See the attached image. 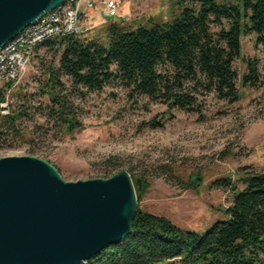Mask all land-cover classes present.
Segmentation results:
<instances>
[{"label":"trees","instance_id":"trees-1","mask_svg":"<svg viewBox=\"0 0 264 264\" xmlns=\"http://www.w3.org/2000/svg\"><path fill=\"white\" fill-rule=\"evenodd\" d=\"M175 1L180 14L172 22L135 29L111 22L106 46L88 40V34L46 43L43 48L51 61L41 62L45 80L37 93L48 98L47 107L39 109L46 125L63 134L81 131L82 110L75 101L110 85L120 86L134 101L143 98L165 105L169 113L199 117L211 94L230 104L239 101L233 65L241 58L243 36L254 35L256 44H264V0ZM257 65L256 60L246 62L243 87L258 85ZM10 87L0 89V144L22 139L18 123L31 121L35 112L28 108L29 97L22 88L18 104H9ZM160 123L152 120L148 125L161 127ZM120 167L106 166L102 178L114 176ZM199 181L183 182L184 189H197ZM240 183L242 190L230 179L216 182L232 192L233 201L224 210L227 219L213 223L204 235L138 207L131 234L85 264H264V173L247 174ZM148 187L142 179L143 193Z\"/></svg>","mask_w":264,"mask_h":264},{"label":"rangeland","instance_id":"rangeland-1","mask_svg":"<svg viewBox=\"0 0 264 264\" xmlns=\"http://www.w3.org/2000/svg\"><path fill=\"white\" fill-rule=\"evenodd\" d=\"M175 2L124 0L121 20L111 21L97 11L86 23L93 26L96 21L107 22L92 29L87 39L108 45L106 27L111 22L128 29L172 22L180 14ZM241 44V58L233 65L239 101L230 104L211 94L205 98L199 117L177 110L169 113L165 105L143 98L134 101L120 86L110 85L102 92L89 94L82 102L75 101L82 110L79 120L84 127L73 134L47 126L39 115L48 105L47 97L37 95L39 83L45 80L41 62L51 61L42 48L21 82L7 93V102L16 106L17 93L22 88L29 97L28 108L35 112L31 121L18 123L22 139L0 144V159L44 160L66 182L100 179L102 169L119 164V172L130 173L137 209L204 235L213 223L227 219L224 210L233 201L232 192L218 187L216 182L230 179L242 190L240 180L247 174L264 173V44H256L254 35L243 36ZM253 60L258 63L259 83L243 87L246 62ZM152 120L162 122L161 127L148 125ZM197 178V189H184L183 182H196ZM142 179L149 182L144 193Z\"/></svg>","mask_w":264,"mask_h":264},{"label":"water","instance_id":"water-1","mask_svg":"<svg viewBox=\"0 0 264 264\" xmlns=\"http://www.w3.org/2000/svg\"><path fill=\"white\" fill-rule=\"evenodd\" d=\"M65 0H0V50ZM130 174L66 182L34 157L0 159V264H85L132 232Z\"/></svg>","mask_w":264,"mask_h":264},{"label":"built area","instance_id":"built-area-1","mask_svg":"<svg viewBox=\"0 0 264 264\" xmlns=\"http://www.w3.org/2000/svg\"><path fill=\"white\" fill-rule=\"evenodd\" d=\"M124 0H104L105 15L121 18ZM95 8L90 0H65L57 9L45 14L36 23L26 27L0 50V89L17 86L36 55L46 43L67 36L87 35L90 29L83 25L88 13ZM3 106V105H2Z\"/></svg>","mask_w":264,"mask_h":264},{"label":"crops","instance_id":"crops-1","mask_svg":"<svg viewBox=\"0 0 264 264\" xmlns=\"http://www.w3.org/2000/svg\"><path fill=\"white\" fill-rule=\"evenodd\" d=\"M90 1H92V2H94L95 3V8L93 9V10H91L89 13H88V17H87V19L84 21V23H83V25L84 26H86V27H88L89 29H90V32H91V30L92 29H94V28H96V27H98V26H102V25H104L107 21L105 20H100V21H96L95 23H93V26L91 25H89V24H87L86 22H87V20L90 18V17H92L93 16V14L95 13V12H97V11H99V12H101V13H103L104 15H105V12H104V6H103V4L101 3V2H103L104 0H90ZM140 1H143V0H140ZM134 2V1H133ZM106 16V15H105ZM121 18H119V19H117V20H121V19H124V16H120ZM106 18H108L107 16H106ZM110 19V18H109ZM112 20V19H111ZM89 32V33H90Z\"/></svg>","mask_w":264,"mask_h":264}]
</instances>
